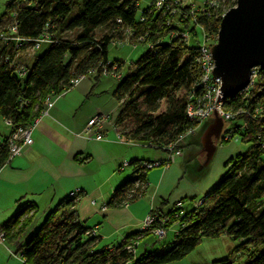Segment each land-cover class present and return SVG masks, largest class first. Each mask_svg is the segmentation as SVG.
I'll use <instances>...</instances> for the list:
<instances>
[{
  "label": "trees",
  "instance_id": "1",
  "mask_svg": "<svg viewBox=\"0 0 264 264\" xmlns=\"http://www.w3.org/2000/svg\"><path fill=\"white\" fill-rule=\"evenodd\" d=\"M208 1L214 5L197 15L195 25L189 19L180 25H167V16L149 6L140 12L138 0L6 2L0 23L6 17L11 22L7 28H0V119L8 121L11 128L3 123L7 135L0 136V168L8 161L11 133L16 128L29 127L44 111L46 100L70 88V81L77 76L95 71L94 77L98 78L107 63L123 62H109L106 56L112 42H124V32L130 44L143 38L136 48L145 50L134 61L125 60L127 70L113 90L119 106L113 125L119 136L136 143L168 146L193 125L186 119L184 109L190 91L198 92L196 59L200 43L192 46L186 42L195 38L198 28L206 37H216L220 17L235 2ZM97 30L101 33L96 38ZM63 31L74 32L73 40L59 38ZM184 31L189 32L186 41L179 37ZM45 36L50 43L45 44L40 56L19 60L24 50L39 49L42 44L35 49V41ZM7 38L23 41L15 45L4 40ZM256 74L246 95L237 93L222 101L225 110L240 111L230 122L232 136L240 142H250L251 147L236 158L227 173L194 210L183 215L177 226L172 216L180 212L179 208L153 215L154 226H160L159 220L168 217L170 222L165 227H176L170 249L138 257L127 253L126 246L150 235L141 231L128 235L115 247L99 246L95 235H90L91 231L71 210L78 193L50 209L23 244L18 239L26 232L35 207L29 203L20 206L0 225L2 243L7 240L15 244L22 264H171L194 251L203 239L223 236L236 242L234 250L244 255L245 264H264V69H258ZM144 177L145 172L138 169L134 177L115 188L107 207H120L138 198L145 187ZM213 264L231 263L224 259Z\"/></svg>",
  "mask_w": 264,
  "mask_h": 264
},
{
  "label": "crops",
  "instance_id": "2",
  "mask_svg": "<svg viewBox=\"0 0 264 264\" xmlns=\"http://www.w3.org/2000/svg\"><path fill=\"white\" fill-rule=\"evenodd\" d=\"M123 56L129 62L134 61L128 54ZM94 75L88 74L47 100L44 111L30 125L31 144L23 146L18 155L0 168V225L20 206L29 203L35 211L28 215L27 228H36L34 222L44 219L50 209L77 191L79 196L71 210L94 233L99 246L106 248L139 233L150 212L167 214L179 206L183 215L187 213L178 201L170 205L166 200L167 190L175 187L178 180L179 171L174 166L156 172L148 170L143 193L138 198L120 207H107L115 188L136 175L138 164L164 157L159 150H154L155 157H145L134 141L119 136L113 125L119 108L113 98L117 84ZM95 116L103 117L100 131L91 129L86 133L87 123ZM201 201L194 202L193 210ZM176 230L173 226L166 232L173 235ZM145 236L137 240L136 249Z\"/></svg>",
  "mask_w": 264,
  "mask_h": 264
},
{
  "label": "rangeland",
  "instance_id": "3",
  "mask_svg": "<svg viewBox=\"0 0 264 264\" xmlns=\"http://www.w3.org/2000/svg\"><path fill=\"white\" fill-rule=\"evenodd\" d=\"M10 0H0V19L5 13V4ZM184 6L191 5L192 8L198 11H201L202 8L205 9L206 5L205 2L207 0H177ZM150 0H141L138 3V10L141 12L144 8L149 6ZM73 12L72 15H74ZM176 14V13H175ZM168 17V16H167ZM177 17L169 16L168 18L173 21V19ZM11 19L4 18L0 23V28H7ZM192 24V23H191ZM196 33L195 38H189L186 43H189L192 46H197L200 41L202 40V32L200 29H195ZM101 30L95 31L94 36L99 37ZM74 32H65L63 31L59 38L73 40ZM124 41L128 40V35L126 32L123 34ZM215 38L210 35L207 39L210 42H215ZM129 46L125 44H120V46L115 45L114 43L109 45L107 50L106 58L108 61H121L125 60V54L130 55L132 58L131 60H135L138 56L143 53L145 50L144 47H138L136 49L128 48ZM126 48V49H124ZM46 49V45L42 44L39 49L36 51L32 50H24L22 56H19V60H22L32 57L40 56ZM131 49V50H130ZM122 54V55H121ZM21 60V62H22ZM126 62V61H125ZM22 64V63H21ZM20 64V65H21ZM127 69L123 68L121 71L125 74ZM101 79L113 80L111 77H103ZM116 84L117 81L113 80ZM46 102V101H45ZM237 120L233 123L236 124ZM228 127V124L225 123L223 128ZM205 127L199 129L196 132V135L191 139L185 138L182 142L183 145V157L177 159L174 163L170 164L171 167L178 168L179 173L176 171L177 177V184L172 189L167 190L166 200L168 204H172L174 201H178L182 204V211H189L193 210L194 202L201 200L205 194H207L215 185L216 183L225 175L228 169L232 166L234 161L239 155L245 154L248 149L251 147V143L240 142L237 137L231 138L229 141L225 143H221L219 140H211L213 144V150L210 153L209 158L206 157L204 151V144L202 143V136ZM7 134V130L3 126V122L0 119V135ZM191 140V141H190ZM190 141V142H189ZM189 142V143H188ZM188 143V144H187ZM187 144V145H186ZM138 147V146H137ZM142 152H144L145 157H155L156 152H154L151 148H142L138 147ZM167 168V167H166ZM166 168H161L153 170L154 172L159 170H165ZM152 172V173H154ZM175 179V177H174ZM194 208H196L194 206ZM43 221H38L37 224L34 222V227H38V225ZM37 225V226H36ZM32 228V229H36ZM31 226L27 228L24 235L18 239V242L21 244L25 243L27 237L32 233ZM174 236L171 232H166V235L159 240L157 237L153 235H146L144 239L140 240L138 243L137 251L135 256L151 254V253H163L164 251L170 249V246L173 244ZM237 246L236 242L232 241L230 238L225 237H218V239H203L200 246H198L194 251L189 253L185 256V258L174 261L171 264H213L218 262L219 260L228 259L231 264H245L246 259L244 255L240 251H235V247ZM16 247L15 244L9 243L6 240V243L0 244V264H22L20 253L15 252ZM205 262V263H203Z\"/></svg>",
  "mask_w": 264,
  "mask_h": 264
},
{
  "label": "built area",
  "instance_id": "4",
  "mask_svg": "<svg viewBox=\"0 0 264 264\" xmlns=\"http://www.w3.org/2000/svg\"><path fill=\"white\" fill-rule=\"evenodd\" d=\"M206 8L201 11H198L197 8L193 9L191 5L184 6L177 0H154L150 5V9L153 10L156 13H162L165 16H177L171 21L168 17L166 19L167 25H175L180 23H183L186 19H189L192 24H196L195 18L200 13L205 12L208 8L212 7L214 4L211 1L205 2ZM176 13V14H175ZM10 29V28H9ZM12 32H14V29H11ZM202 32V31H201ZM177 34V33H176ZM176 34L173 35L174 38H176ZM179 37L186 41L189 37V32H180ZM4 40H11L15 43V45L19 44L20 41H23L22 39L17 38H7ZM143 42V38L135 40L133 43H129V40H126L124 42H112L111 45L114 43L117 46H120V44H125L129 46L130 48L135 49L138 44ZM50 40L45 36L42 37L41 40L35 41V49H37L41 44H49ZM215 42H210L205 36V34L202 32V40L200 41V44L198 46V57L196 59L197 66L199 67V80L197 84L195 85V88L198 89V92H194V89H192L188 96V102L185 105V117L188 120V122H192L193 125L191 127L184 130V132L180 133L179 136H177L173 141H171L168 146L166 147H160V146H153L150 143L147 144H141V143H134L135 146L142 147V148H151L156 151H161L163 153V159L159 161H148L143 162L141 164H138L137 169L147 172L150 169H159L166 168L170 164L174 163L177 159H180L182 156V142L185 138H191L196 135V132L202 127V125L211 122L213 119V116L216 115L220 121H222V128L220 130V135L217 140L220 142L223 141H229L232 136V130L230 128V122L233 121L235 118V115L240 112L237 111L235 113H232L231 111H227L222 106V101L220 99L216 101V96L219 92V86L220 81L212 76L211 70L213 69L214 65L212 63V58L210 54V48L212 45H214ZM107 66V67H106ZM106 66H103L101 68L100 75L103 77H111L115 81H120L121 77L124 75L121 71L123 68L126 69L127 63L124 61L121 62V64H113L109 65L107 63ZM257 70L258 68L251 69L249 71V83L243 91L239 92L238 95H246L247 88L251 87L252 83L256 80L257 77ZM95 71H90L89 74H94ZM85 76H77L75 79H72L70 81V87L76 85L79 80L83 79ZM47 102V100H46ZM257 110H255V113ZM103 117L95 116L86 125V133H90L91 129L96 130V132L100 131L99 124L101 123ZM104 119H107L104 118ZM4 125L7 128H11V124L8 121L3 122ZM227 123L228 127L223 128V125ZM245 125L241 126V129H243ZM31 127L26 128H16L11 135L8 138V152L9 157L8 160L11 159L13 156L18 155L23 148V146H28L31 144L30 140V133H31ZM97 139H99V136H96ZM123 165L122 167H125ZM77 194L76 192H72L69 194V197H75ZM179 208V206H178ZM183 217V214L181 212H176V214H173L172 221L175 226H177L178 221ZM154 219L155 217L153 214L148 213L147 217L142 221L141 225V232H147L150 235H153L157 237L159 240H161L164 235L166 234L167 225L168 222H170V219L168 217H162L159 220L158 227L154 226ZM91 236H94V233H90ZM3 235L0 234V244H3L2 242ZM136 241H133L128 246L125 247V250L127 253L135 254L136 250Z\"/></svg>",
  "mask_w": 264,
  "mask_h": 264
},
{
  "label": "water",
  "instance_id": "5",
  "mask_svg": "<svg viewBox=\"0 0 264 264\" xmlns=\"http://www.w3.org/2000/svg\"><path fill=\"white\" fill-rule=\"evenodd\" d=\"M217 31L209 51L214 65L210 74L220 81L216 101H224L246 89L251 69H264V0H235L220 17ZM221 128L222 121L214 115L202 132L207 158Z\"/></svg>",
  "mask_w": 264,
  "mask_h": 264
}]
</instances>
